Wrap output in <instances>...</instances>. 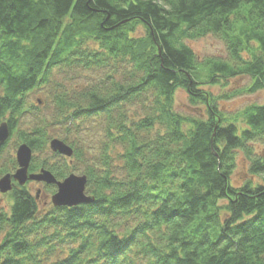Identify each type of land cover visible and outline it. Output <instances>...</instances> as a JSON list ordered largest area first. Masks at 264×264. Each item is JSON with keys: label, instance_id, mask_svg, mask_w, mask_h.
Masks as SVG:
<instances>
[{"label": "trees", "instance_id": "16d2710c", "mask_svg": "<svg viewBox=\"0 0 264 264\" xmlns=\"http://www.w3.org/2000/svg\"><path fill=\"white\" fill-rule=\"evenodd\" d=\"M207 36L225 57H197L189 42ZM68 70L97 77L69 90L54 80ZM241 77L264 91V0H0V125L11 132L0 177L18 169L4 158L13 138L32 150L30 174L63 182L70 160L38 156L50 127L96 120L105 136L83 169L91 202L55 207L56 185L15 186L0 264H264V106L231 116L220 105L231 96L210 90ZM47 87L51 119L30 103ZM179 90L194 114L176 111ZM239 156L248 178L235 186Z\"/></svg>", "mask_w": 264, "mask_h": 264}, {"label": "rangeland", "instance_id": "374dc122", "mask_svg": "<svg viewBox=\"0 0 264 264\" xmlns=\"http://www.w3.org/2000/svg\"><path fill=\"white\" fill-rule=\"evenodd\" d=\"M142 34V30L138 33L140 36ZM189 47L193 49L195 54L199 59L212 58V57H225L226 50L225 46L221 41L213 36H207L206 38L190 41ZM69 73H57L54 77L58 83L65 85L69 90H82L88 86V84L92 81V78H96L97 74L92 72H82L81 74L74 75L72 72L68 70ZM81 72V71H80ZM252 84V80L249 77H241L229 82L228 86L217 85L215 87H210V90L216 95L228 94L231 96L230 99H223L220 101L221 109L231 116H235L237 113L241 112L243 109L250 105H263L264 106V91H259L256 93L249 92L247 89ZM51 87L47 89L41 88L37 90L30 96V103L32 105H36L39 108L40 112H35L39 116L52 118L51 114L53 113V107L48 106V102H50L51 97ZM187 95L183 90H179L176 94V111L182 112L184 114H194L195 110L189 106V102L187 100ZM37 115V116H38ZM36 115H30L25 117L23 125L21 129H25L28 127H32L35 122ZM101 121H87L86 124H80L78 129L68 128L63 125H54L50 127V136L51 141L53 139H57L60 141H64L66 139L67 143H73L76 147H78L83 152V158L85 159L83 162H78L74 157H70L67 159L70 160L71 166L73 167L76 176H83V169L85 168L86 163H92V161L99 157L101 154V149L103 147V142L105 140V136L102 130V126L100 125ZM30 125V126H29ZM11 143L9 142V146L4 150V158L9 157L10 159H17V150L18 146L15 147V143L17 140L15 138L11 139ZM6 145V144H5ZM50 144L47 148V151L43 154L38 155L41 159H45L50 157L54 152L50 149ZM255 149L258 151L264 150V146L256 145ZM113 148H110L112 151ZM114 154H117L116 149H114ZM237 161V169L235 170V174L233 176V185L239 186L246 181L247 176V164L246 160L242 156H239ZM17 162V161H16ZM40 173V172H39ZM1 179V177H0ZM28 187L35 195L37 190H43V183H38L35 181H29ZM19 186L18 183L13 182V190L15 186ZM12 191L7 192L8 194H0V210H8L9 203L12 201ZM53 195H47L46 202L52 204ZM43 200V198H42Z\"/></svg>", "mask_w": 264, "mask_h": 264}, {"label": "water", "instance_id": "95a60500", "mask_svg": "<svg viewBox=\"0 0 264 264\" xmlns=\"http://www.w3.org/2000/svg\"><path fill=\"white\" fill-rule=\"evenodd\" d=\"M7 123L0 125V151L10 138V130ZM50 149L54 153H59L64 157H73L74 151L70 146L60 140H54L50 143ZM31 148L27 145H21L17 150L18 169L13 175H6L0 179V194H7L13 190V182L19 186H25L29 181H35L47 185H56L57 193L52 197V204L55 207H76L81 204L91 202V198L86 195L88 179L86 176L71 175L63 182H58L55 177L46 170L40 173L30 174L29 167L33 158Z\"/></svg>", "mask_w": 264, "mask_h": 264}, {"label": "bare ground", "instance_id": "6f19581e", "mask_svg": "<svg viewBox=\"0 0 264 264\" xmlns=\"http://www.w3.org/2000/svg\"><path fill=\"white\" fill-rule=\"evenodd\" d=\"M8 194V193H7ZM4 195V194H3Z\"/></svg>", "mask_w": 264, "mask_h": 264}]
</instances>
